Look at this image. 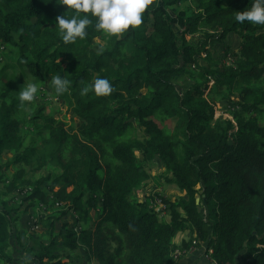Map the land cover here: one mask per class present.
<instances>
[{
    "label": "trees",
    "instance_id": "obj_1",
    "mask_svg": "<svg viewBox=\"0 0 264 264\" xmlns=\"http://www.w3.org/2000/svg\"><path fill=\"white\" fill-rule=\"evenodd\" d=\"M253 2L153 0L136 29L109 37L93 19L83 40L64 44L56 18L65 6L0 0V44L13 49L14 66L35 82L56 75L70 82L61 95L52 88L66 108L63 118L44 113L45 105L25 113L18 91L9 103L6 94L0 99V160L13 152L15 166L55 163L61 173L45 179L51 181L52 205L66 202L90 222L78 235L67 230L64 245H82L98 264H177L173 241L186 231L182 253L201 248L211 264H264V25L235 21ZM199 33L202 39L191 44L188 37ZM230 34L241 43L226 65L206 45ZM194 65L202 74H217L212 86L207 79L178 84ZM96 78L108 79L113 91L82 95ZM214 97L227 100L231 119L214 118ZM154 115L175 119L171 133L162 131ZM27 123L39 124L44 134L20 153ZM134 123L142 138L124 136ZM155 158L164 167L163 179L184 193L169 205L168 221L147 201L133 199L150 182ZM21 172L0 191V264L12 262L8 248L19 212L3 196L23 191ZM38 186L30 199L43 202L47 197ZM88 193L100 195L96 219L90 208L97 198H85ZM53 229L51 223L49 240L39 244L34 259L71 264L55 253Z\"/></svg>",
    "mask_w": 264,
    "mask_h": 264
},
{
    "label": "rangeland",
    "instance_id": "obj_2",
    "mask_svg": "<svg viewBox=\"0 0 264 264\" xmlns=\"http://www.w3.org/2000/svg\"><path fill=\"white\" fill-rule=\"evenodd\" d=\"M172 13L174 14V12ZM257 25L259 24H255V26ZM173 28L177 30L175 25H173ZM202 37L203 36L199 33L194 36H189L188 40L191 44L195 45L202 39ZM240 43L241 41L237 35L230 34L222 43H215L213 45L208 43L206 46L215 59H221L226 65H230L232 57L228 53L237 50ZM197 60L199 65H203L204 61L202 58H198ZM14 64L15 56L13 49L4 44H0V99L2 95L6 94L5 99L7 103H9L12 98L15 97L17 91L19 92L21 87L26 86L27 83H36L38 86L37 98L30 103H26V106L23 107L24 112L29 113L34 111L40 105H45L44 113L52 114L57 118H63L66 108L63 101L57 99L53 94L52 88L49 87L50 82H35L28 72L21 73V69L16 65L14 66ZM192 69L193 71L191 75H187L179 80L178 84L180 86L185 88L191 82L202 81L205 79L209 80V87L213 85L214 77L217 76L215 72L207 71L202 74V71H199L195 65L192 66ZM12 87L14 88L11 89ZM226 93L230 99H234L232 90L229 89ZM207 97H209V95H207ZM212 101L214 104L215 119H231L228 112L230 108L228 107L226 99L214 97ZM66 116V120H68L69 115L67 113ZM152 118L164 133H171L175 119L170 118L163 121L156 115ZM43 134V130L39 124L27 123L24 127L23 134L24 145L20 153L24 151V147L30 145L29 142L31 140H36L38 143ZM124 136L142 138L144 132L142 128L134 123L133 127L128 128L125 131ZM13 155V152H6L0 160L1 192L6 190V185L11 180L12 176L19 170L22 171L21 181L24 182L22 185L24 187L23 191L20 192L19 190H16L15 193H7L3 196V199L13 203L19 209V212L17 213L18 219L13 225L12 237L8 248V252L12 256V262L10 264H40L34 259V255L39 244L46 243L49 240L51 223L54 227L52 233L57 236L58 245L55 251L57 255L67 261L69 260L71 264H98L94 258L89 257L87 250L82 245H79L75 249H71L69 246L63 244L64 235L67 230H72L78 235L84 227H89L90 222L89 220L84 221L82 215L74 210H68L69 205L66 202L63 203V206L59 207L52 205L53 199L51 198L52 191L50 189L51 181L45 179L47 177L53 178L58 176L61 173V169L52 162H48L47 165L42 168H38L35 163L31 165H22L20 167L15 166L10 163ZM163 173L164 167L159 159L155 158L150 163V182L145 187H140L135 190L133 199L150 203L154 197L159 195L165 200L164 203L169 208V205L174 203L178 197L184 196V193L181 192L175 184L166 182L163 179ZM37 183H39L38 187L40 191L45 195V198L47 197V200H43V202L38 201L39 198L30 199L31 194L33 193L32 189ZM90 196L97 198L95 207L90 208L92 219H96L95 215L101 207L100 195L99 193H88L85 198H89ZM41 203L42 205H40ZM197 203H199V199H197ZM200 210L201 212L205 211L203 207L200 208ZM159 218L161 221L170 220V211L168 210L166 214L159 216ZM32 221H36V223L32 224ZM181 235V232H179L175 237V241L181 239ZM189 235L190 234L186 232V235H184L182 240L187 241ZM177 243L178 242H175L173 246L180 251V244ZM176 252L178 251L173 250V254ZM43 264H46V261H44Z\"/></svg>",
    "mask_w": 264,
    "mask_h": 264
},
{
    "label": "clouds",
    "instance_id": "obj_3",
    "mask_svg": "<svg viewBox=\"0 0 264 264\" xmlns=\"http://www.w3.org/2000/svg\"><path fill=\"white\" fill-rule=\"evenodd\" d=\"M57 5L65 6L64 15L56 18L59 34L64 44H75L77 40H83L86 29L95 20V29L102 31L106 36H118L128 29L138 28L143 20L142 14L153 3V0H56ZM235 21L264 25V0H254L247 11H238ZM70 82L56 75L50 79L49 87L54 88L56 95L68 91ZM89 91L95 96H108L112 91V85L106 78H96L92 84L85 87L82 95ZM38 86L36 83H27L19 90V102L21 107L37 98Z\"/></svg>",
    "mask_w": 264,
    "mask_h": 264
},
{
    "label": "crops",
    "instance_id": "obj_4",
    "mask_svg": "<svg viewBox=\"0 0 264 264\" xmlns=\"http://www.w3.org/2000/svg\"><path fill=\"white\" fill-rule=\"evenodd\" d=\"M181 234H182L180 237L181 239L177 241H175L174 239L173 243L178 242L177 244L181 245L182 238H184V235H186V231L181 232ZM173 250L179 251L174 246H173ZM181 253L182 250H180L179 257L177 258V264H211V260L207 258L204 249L202 250L201 248L189 249L188 252H183L182 254Z\"/></svg>",
    "mask_w": 264,
    "mask_h": 264
},
{
    "label": "built area",
    "instance_id": "obj_5",
    "mask_svg": "<svg viewBox=\"0 0 264 264\" xmlns=\"http://www.w3.org/2000/svg\"><path fill=\"white\" fill-rule=\"evenodd\" d=\"M40 205H42V203ZM54 205L55 206L63 205V202L55 201ZM150 206L155 210V212L158 214V216H162L168 212V210H167L168 207L165 205L163 198L161 196L154 197V199L150 201ZM31 218H33V217H31ZM31 223L34 224V223H36V221H32ZM193 243H195V242H193ZM209 251L211 252L212 250H209ZM179 254H180L179 252H176L173 255L176 258L179 256Z\"/></svg>",
    "mask_w": 264,
    "mask_h": 264
},
{
    "label": "water",
    "instance_id": "obj_6",
    "mask_svg": "<svg viewBox=\"0 0 264 264\" xmlns=\"http://www.w3.org/2000/svg\"><path fill=\"white\" fill-rule=\"evenodd\" d=\"M197 199H198V198H196V202H197Z\"/></svg>",
    "mask_w": 264,
    "mask_h": 264
}]
</instances>
